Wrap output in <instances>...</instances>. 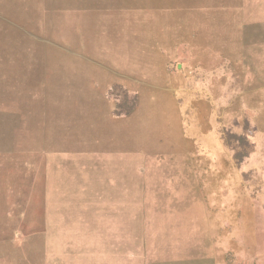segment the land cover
<instances>
[{
	"label": "rangeland",
	"instance_id": "374dc122",
	"mask_svg": "<svg viewBox=\"0 0 264 264\" xmlns=\"http://www.w3.org/2000/svg\"><path fill=\"white\" fill-rule=\"evenodd\" d=\"M77 1L0 0V264H264L263 29L236 0L171 1L164 88L108 90L137 126L108 169L40 118L42 68L74 64L52 52L105 37Z\"/></svg>",
	"mask_w": 264,
	"mask_h": 264
},
{
	"label": "crops",
	"instance_id": "0c3cea01",
	"mask_svg": "<svg viewBox=\"0 0 264 264\" xmlns=\"http://www.w3.org/2000/svg\"><path fill=\"white\" fill-rule=\"evenodd\" d=\"M171 1L173 0L77 1L80 9L78 15L90 16L81 19L82 24L86 19L95 23L97 27L103 28L104 32L100 35L105 37L86 34L80 37L79 44L72 45L69 52H52V55L63 52L74 61L73 65L58 70L51 68L49 63L42 68L40 80L52 97H49L46 108L47 100H43L44 109L41 110L40 118L43 120L51 116L50 121H60L59 125L54 126L55 133L50 137L57 139L63 136L61 132L69 131V140L74 144L73 147L78 148V153L85 151L96 155V159L104 164L103 168L125 170L123 161L127 153L128 138L136 136L133 132L137 126L135 118L132 117L128 122L125 112H114L115 107L125 105V101L108 90L164 88L159 83V61L160 58H173L174 55L160 53L158 44L161 33H168L162 27L168 25L164 18L168 17ZM236 1L237 12L239 14L240 10V14L246 16L247 25L264 31V0ZM161 6L164 11L160 10ZM91 17L98 18L90 19ZM259 40L264 41V36ZM120 41H126L121 47L125 48L123 54L118 52ZM90 42H93L95 48L87 47ZM108 46L111 49L114 46L113 51L108 52ZM76 91L81 93L78 98ZM40 103L42 105V99ZM25 104L23 101L22 105ZM181 136L200 137L192 134L190 126L182 129Z\"/></svg>",
	"mask_w": 264,
	"mask_h": 264
}]
</instances>
